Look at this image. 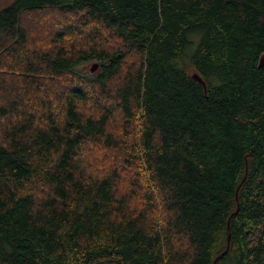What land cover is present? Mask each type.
Returning a JSON list of instances; mask_svg holds the SVG:
<instances>
[{
	"label": "trees",
	"instance_id": "16d2710c",
	"mask_svg": "<svg viewBox=\"0 0 264 264\" xmlns=\"http://www.w3.org/2000/svg\"><path fill=\"white\" fill-rule=\"evenodd\" d=\"M263 55L264 0L2 8L0 264H264Z\"/></svg>",
	"mask_w": 264,
	"mask_h": 264
},
{
	"label": "rangeland",
	"instance_id": "374dc122",
	"mask_svg": "<svg viewBox=\"0 0 264 264\" xmlns=\"http://www.w3.org/2000/svg\"><path fill=\"white\" fill-rule=\"evenodd\" d=\"M13 0H0V10L10 4ZM66 19H63L61 16L53 13V12H46V13H36V14H31L26 17L25 22L32 28V29H37L41 27L42 29H46L51 27L52 29H57L60 27L61 22L65 21ZM46 32V30H45ZM108 42V41H107ZM111 41L109 43V47H112ZM117 42V41H116ZM130 59V58H129ZM97 64V67L95 71H92L91 68ZM102 62L98 59H93V60H88L85 61L77 66V71L85 76H95V74L99 73L101 71L102 67Z\"/></svg>",
	"mask_w": 264,
	"mask_h": 264
},
{
	"label": "water",
	"instance_id": "95a60500",
	"mask_svg": "<svg viewBox=\"0 0 264 264\" xmlns=\"http://www.w3.org/2000/svg\"><path fill=\"white\" fill-rule=\"evenodd\" d=\"M263 64H264V55L262 56V59H261V63H260V65H263ZM96 67H97V64H95V65L91 68V70H92V71H95ZM193 76H194L196 79H198L199 81H201L204 85H206L205 81H203L202 78H201L198 74L194 73Z\"/></svg>",
	"mask_w": 264,
	"mask_h": 264
}]
</instances>
